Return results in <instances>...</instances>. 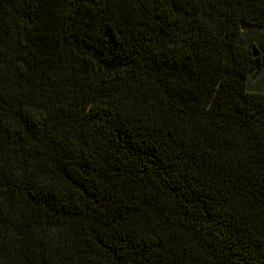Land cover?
I'll use <instances>...</instances> for the list:
<instances>
[{
	"label": "trees",
	"instance_id": "16d2710c",
	"mask_svg": "<svg viewBox=\"0 0 264 264\" xmlns=\"http://www.w3.org/2000/svg\"><path fill=\"white\" fill-rule=\"evenodd\" d=\"M264 0H0V264H264Z\"/></svg>",
	"mask_w": 264,
	"mask_h": 264
},
{
	"label": "rangeland",
	"instance_id": "374dc122",
	"mask_svg": "<svg viewBox=\"0 0 264 264\" xmlns=\"http://www.w3.org/2000/svg\"><path fill=\"white\" fill-rule=\"evenodd\" d=\"M264 32V31H263Z\"/></svg>",
	"mask_w": 264,
	"mask_h": 264
}]
</instances>
